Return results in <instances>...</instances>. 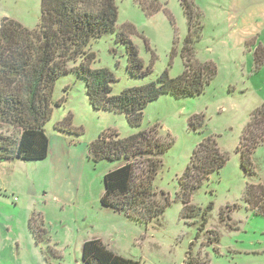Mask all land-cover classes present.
I'll return each mask as SVG.
<instances>
[{
	"label": "rangeland",
	"instance_id": "obj_1",
	"mask_svg": "<svg viewBox=\"0 0 264 264\" xmlns=\"http://www.w3.org/2000/svg\"><path fill=\"white\" fill-rule=\"evenodd\" d=\"M193 1L203 14L197 20L202 38L192 43L194 58L216 69L204 93L182 99L163 96L146 108L141 126L132 128L124 115L94 110L85 83L76 75L59 79L54 100L61 101L68 86L70 92L46 126L56 152L40 161L0 163V264H86L84 244L95 239L141 264H185L190 252L209 264H264V218L243 199L247 185L264 186V143L252 155L254 172L242 168L237 153L252 114L264 104V0ZM117 5L118 31L130 32L139 58L152 73L130 75L125 46L115 36L93 40L92 67L115 74L114 93L158 82L165 72L170 78L182 75L190 26L181 0H117ZM41 9L42 0H0V22L9 18L34 30ZM193 117L201 123L197 130L190 126ZM68 119L78 134L55 129ZM153 129L174 142L155 180L170 205L158 219L140 223L131 212L102 206L104 177L120 162H95L89 146L110 130L125 138ZM210 136L227 157L226 166L193 194L199 216L183 220L178 178Z\"/></svg>",
	"mask_w": 264,
	"mask_h": 264
},
{
	"label": "trees",
	"instance_id": "obj_2",
	"mask_svg": "<svg viewBox=\"0 0 264 264\" xmlns=\"http://www.w3.org/2000/svg\"><path fill=\"white\" fill-rule=\"evenodd\" d=\"M181 3L190 26L183 50L184 73L170 78L165 72L158 82L129 88L119 94H115L112 87L117 80L115 74L92 67L96 61V54L89 51L93 40L115 36L116 43L125 46L130 75L145 77L152 70L139 58L130 32L118 31L117 0H42L40 23L34 30L16 20L3 19L0 22V163L14 159L40 161L48 157L47 123L70 92L68 86L66 96L59 102L54 100L56 84L63 76L76 75L85 83L86 95L94 110L124 115L132 128L141 126L146 108L163 96L182 99L202 95L216 75V69L194 58L192 43L202 38V26L197 21L203 17L202 12L193 0H181ZM190 126L197 130L201 123L193 117ZM9 129L12 131L8 132ZM55 129L79 133L70 119L57 123ZM155 129L125 138L110 130L89 146L95 162H120L104 177L102 206L119 213L131 212L140 223L146 218L158 219L170 205L168 198L163 200L165 196H160L155 180L164 167L162 157L174 142ZM263 143L264 104L252 114L237 148L246 172H254L252 155ZM226 162L227 157L212 136L197 146L186 171L178 178L183 220L199 216L201 209L192 205V196L211 175L221 171ZM243 199L255 215L264 218L263 185H247ZM207 222L205 220V224ZM30 223L36 233L35 220ZM83 259L86 264H141L113 253L98 239L85 242ZM185 264L209 262L190 252Z\"/></svg>",
	"mask_w": 264,
	"mask_h": 264
},
{
	"label": "crops",
	"instance_id": "obj_3",
	"mask_svg": "<svg viewBox=\"0 0 264 264\" xmlns=\"http://www.w3.org/2000/svg\"><path fill=\"white\" fill-rule=\"evenodd\" d=\"M48 137H49V136H48ZM49 139H50V148H49L50 150H49V152H50L51 154H54V153L56 152V150L54 149V147H55L56 145H55V146L52 145V140H53L54 138H53V137H51V138L49 137ZM53 142H54V141H53ZM57 142H58V141H57Z\"/></svg>",
	"mask_w": 264,
	"mask_h": 264
}]
</instances>
